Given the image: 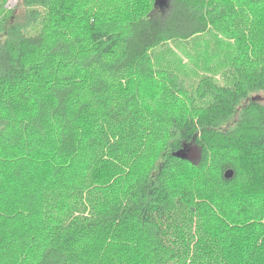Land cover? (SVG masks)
I'll return each instance as SVG.
<instances>
[{"label":"trees","instance_id":"trees-1","mask_svg":"<svg viewBox=\"0 0 264 264\" xmlns=\"http://www.w3.org/2000/svg\"><path fill=\"white\" fill-rule=\"evenodd\" d=\"M258 92L264 0H0V264H264Z\"/></svg>","mask_w":264,"mask_h":264},{"label":"rangeland","instance_id":"rangeland-1","mask_svg":"<svg viewBox=\"0 0 264 264\" xmlns=\"http://www.w3.org/2000/svg\"><path fill=\"white\" fill-rule=\"evenodd\" d=\"M167 0H165L166 2ZM221 48H226L228 46V44L224 43V44H221L220 45ZM208 51V50H207ZM175 53H177V56L179 58H183V59H186L184 53L180 50V49H177L175 51ZM64 75H67V76H71L73 78V81L76 82L78 84V86H82L84 85V78L86 76V71L84 68L80 67L79 65H75V66H72V67H67L65 68L64 66H61V67H58L56 69V71H54V75L57 76V78L60 76H63ZM256 98L260 101H263L264 102V92H258L256 93ZM193 154V157L191 159H196L198 156H199V151L197 149H194L192 151Z\"/></svg>","mask_w":264,"mask_h":264},{"label":"water","instance_id":"water-1","mask_svg":"<svg viewBox=\"0 0 264 264\" xmlns=\"http://www.w3.org/2000/svg\"><path fill=\"white\" fill-rule=\"evenodd\" d=\"M164 3H165L164 0H159V4L160 5H163ZM194 149H196L194 146H189L188 147V146H185L184 145L183 147H181L177 151H174L173 152V155L176 156V157H178V158H181V159H188V160H190L193 157V155H191V154H193L192 151ZM232 175H233V171L231 169L226 170L225 173H224V177L226 179L231 178Z\"/></svg>","mask_w":264,"mask_h":264}]
</instances>
